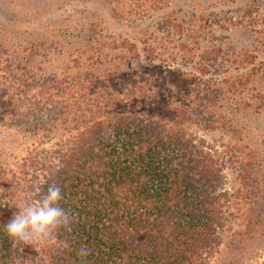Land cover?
Listing matches in <instances>:
<instances>
[{
  "label": "trees",
  "instance_id": "16d2710c",
  "mask_svg": "<svg viewBox=\"0 0 264 264\" xmlns=\"http://www.w3.org/2000/svg\"><path fill=\"white\" fill-rule=\"evenodd\" d=\"M0 3V206L74 217L0 264H264V0Z\"/></svg>",
  "mask_w": 264,
  "mask_h": 264
},
{
  "label": "clouds",
  "instance_id": "9594fccd",
  "mask_svg": "<svg viewBox=\"0 0 264 264\" xmlns=\"http://www.w3.org/2000/svg\"><path fill=\"white\" fill-rule=\"evenodd\" d=\"M63 198L62 187L50 183L35 200L2 205L0 207L7 206L12 211L0 227L16 244L48 241L61 231L70 230L74 222L72 213L62 203ZM65 246L71 245L66 241ZM88 253L85 246L78 249L82 258H86Z\"/></svg>",
  "mask_w": 264,
  "mask_h": 264
},
{
  "label": "rangeland",
  "instance_id": "374dc122",
  "mask_svg": "<svg viewBox=\"0 0 264 264\" xmlns=\"http://www.w3.org/2000/svg\"><path fill=\"white\" fill-rule=\"evenodd\" d=\"M27 6H20L19 5H9V4H1L0 3V19L4 18L5 16L8 15V11L9 13H12L14 10L15 12H18V15H22L23 12L25 11ZM7 11V12H6Z\"/></svg>",
  "mask_w": 264,
  "mask_h": 264
}]
</instances>
